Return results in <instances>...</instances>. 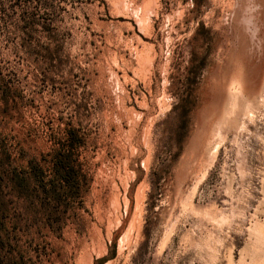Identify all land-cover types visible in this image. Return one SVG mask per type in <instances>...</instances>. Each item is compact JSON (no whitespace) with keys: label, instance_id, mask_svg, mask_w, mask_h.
<instances>
[{"label":"rangeland","instance_id":"374dc122","mask_svg":"<svg viewBox=\"0 0 264 264\" xmlns=\"http://www.w3.org/2000/svg\"><path fill=\"white\" fill-rule=\"evenodd\" d=\"M0 264H264V0H0Z\"/></svg>","mask_w":264,"mask_h":264},{"label":"bare ground","instance_id":"6f19581e","mask_svg":"<svg viewBox=\"0 0 264 264\" xmlns=\"http://www.w3.org/2000/svg\"><path fill=\"white\" fill-rule=\"evenodd\" d=\"M202 179V178H201ZM193 193V192H192ZM135 220V219H134ZM172 231V230H171Z\"/></svg>","mask_w":264,"mask_h":264}]
</instances>
